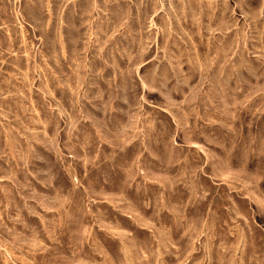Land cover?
Wrapping results in <instances>:
<instances>
[{"label": "rangeland", "instance_id": "obj_1", "mask_svg": "<svg viewBox=\"0 0 264 264\" xmlns=\"http://www.w3.org/2000/svg\"><path fill=\"white\" fill-rule=\"evenodd\" d=\"M0 264H264V0H0Z\"/></svg>", "mask_w": 264, "mask_h": 264}]
</instances>
